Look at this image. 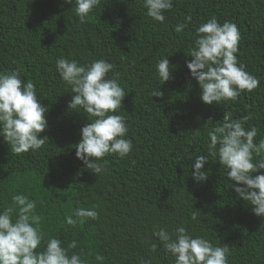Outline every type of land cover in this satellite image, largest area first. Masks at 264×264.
<instances>
[{
  "label": "trees",
  "instance_id": "obj_1",
  "mask_svg": "<svg viewBox=\"0 0 264 264\" xmlns=\"http://www.w3.org/2000/svg\"><path fill=\"white\" fill-rule=\"evenodd\" d=\"M143 3L101 0L81 24L72 10L75 0H0V74L19 70L22 83L32 81L38 102L48 109L47 130L40 136L48 140L40 150L12 155L0 135V214L12 206V196H26L42 217L45 240L37 253L50 238L59 239L64 249L75 241L69 256L80 255L82 264H99L96 255L103 256V264H175L153 232L171 234L181 226L214 247L229 246L228 264H264V218L238 198L227 169L208 155V131L225 112L234 121L251 117L245 129H258L255 144L264 139V0H173L164 23L148 17ZM213 17L239 29L238 66L259 87L235 102L209 106L187 68V55L197 29ZM181 24L187 27L178 34ZM60 59L83 67L96 60L112 64L107 78L118 76L126 94L115 114L125 118L124 139L132 151L124 159L105 157L107 168L98 176L76 156L74 146L92 117L83 109L70 111L71 87L57 71ZM162 59L170 65L166 84L157 71ZM154 91L163 99L152 97ZM209 120L213 124L205 128ZM199 156L209 161L203 182L193 179ZM258 159L254 155L253 163ZM93 206L98 220L67 226L66 217L77 208Z\"/></svg>",
  "mask_w": 264,
  "mask_h": 264
},
{
  "label": "clouds",
  "instance_id": "obj_2",
  "mask_svg": "<svg viewBox=\"0 0 264 264\" xmlns=\"http://www.w3.org/2000/svg\"><path fill=\"white\" fill-rule=\"evenodd\" d=\"M64 2L73 4V0ZM100 3L101 0H75L72 10L83 24ZM143 7L147 9L148 17L164 23L163 13L172 10L173 0H144ZM186 20L190 24L191 16ZM187 24L178 25L175 31L182 33ZM196 36L195 47L187 55L191 58L187 68L202 89L204 104L235 102L241 93H250L259 87V81L238 66L236 54L240 34L234 23L220 25L213 17L197 29ZM56 67L61 79L71 87L70 111L83 109L92 117L90 123L82 128V139L74 148L77 159L98 176L107 168L105 157L124 159L132 151L131 141L124 139L128 131L125 118L115 114L121 109L126 94L118 84V76L107 78L114 66L104 60H96L83 67L75 61L60 59ZM157 71L160 80L166 84L171 78L168 59L159 61ZM20 76L19 70L0 74V135L15 156L30 150L38 151L48 140L47 137L40 138L47 130L48 109L38 102L34 83L28 81L24 84ZM151 96L163 99L161 91H154ZM250 119L244 117L234 121L232 114L225 112L223 121L215 123L216 126L208 131V155L218 157L219 164L227 169V178L233 182L231 188L238 198L251 206L256 217L264 218V175H253L264 171V139L258 145L254 143L258 129H245ZM212 124L213 121L209 120L205 128ZM194 133L195 136L200 135L199 130ZM254 155L259 158L256 163H253ZM208 162L204 156L195 159L192 166L195 181L208 179V174L203 171ZM94 208H77L66 217L67 226L76 228L88 220H98L99 215ZM197 213L191 214V220L198 219ZM13 216L16 217L15 222ZM41 223L42 217L36 214L34 201L24 195L12 196V206L0 214V264H82L80 255L69 256V252L77 247L75 241L64 249L59 239L50 238L45 250L37 253L45 240ZM153 235L163 244V250L175 258V264H228L229 246L214 247L206 239L193 238L183 226L171 234L160 229ZM156 250L157 246L151 245V251ZM95 259L103 264V256L96 255Z\"/></svg>",
  "mask_w": 264,
  "mask_h": 264
}]
</instances>
